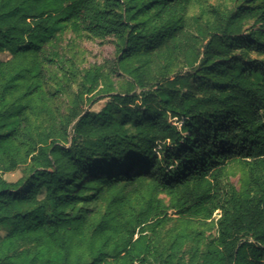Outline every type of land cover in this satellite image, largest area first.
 <instances>
[{"label":"trees","instance_id":"1","mask_svg":"<svg viewBox=\"0 0 264 264\" xmlns=\"http://www.w3.org/2000/svg\"><path fill=\"white\" fill-rule=\"evenodd\" d=\"M80 46L102 62L77 80L64 66ZM250 54L264 57V0H0V264H181L151 238L168 209L216 227L192 264H264V60Z\"/></svg>","mask_w":264,"mask_h":264},{"label":"rangeland","instance_id":"2","mask_svg":"<svg viewBox=\"0 0 264 264\" xmlns=\"http://www.w3.org/2000/svg\"><path fill=\"white\" fill-rule=\"evenodd\" d=\"M241 0H204L206 4L219 6L220 8H227L229 10H234ZM244 5V3H242ZM196 11V10H194ZM252 22L250 21L248 25ZM247 26V25H246ZM66 56L70 60V63L74 65V68H70V64H65L64 70L66 72H73L77 80H80L81 72L93 66L94 63L97 65L101 64L102 57L98 56V50L95 46L83 48L78 47L75 51L66 49ZM253 59L264 60V57L259 58L255 54L249 55ZM9 55L4 54L1 56L2 60H5ZM60 75V74H59ZM67 77L61 78V83L57 89H61V95L57 101L51 105L52 110H57L60 114H65L69 106V100L72 93L77 91V83L73 78L66 74ZM126 82H131L130 77L124 76ZM123 91V90H122ZM133 93H138L137 89L132 90ZM101 95L96 97L93 102L86 105L83 109H90L92 111H98L102 108L108 101V98ZM180 125V122H178ZM68 133H70V127L68 128ZM20 177H22L21 169L15 172L3 175V179L8 182H15ZM244 179V173L238 169L230 171L229 181L236 189L241 188L242 180ZM159 198L163 201L166 206H169V198L165 195H159ZM167 215L169 221L165 226L159 231L157 238H152L154 246L160 255L167 257L171 255L170 260L174 262L178 259L181 264H192L197 261L207 249V244L216 237V227L213 222L207 221L203 222L200 220L190 219L188 217L177 216L176 213L168 209ZM218 215L215 213L213 219H217ZM177 240V244L171 250L170 247L172 243ZM110 264H112L110 262ZM138 264V263H135Z\"/></svg>","mask_w":264,"mask_h":264}]
</instances>
